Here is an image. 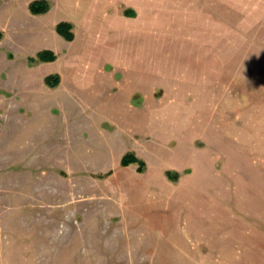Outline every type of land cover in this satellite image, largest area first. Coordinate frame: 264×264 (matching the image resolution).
Here are the masks:
<instances>
[{"label":"rangeland","instance_id":"obj_1","mask_svg":"<svg viewBox=\"0 0 264 264\" xmlns=\"http://www.w3.org/2000/svg\"><path fill=\"white\" fill-rule=\"evenodd\" d=\"M31 1L0 0V264H264V0Z\"/></svg>","mask_w":264,"mask_h":264},{"label":"trees","instance_id":"obj_2","mask_svg":"<svg viewBox=\"0 0 264 264\" xmlns=\"http://www.w3.org/2000/svg\"><path fill=\"white\" fill-rule=\"evenodd\" d=\"M29 9L33 14H42L46 13L50 9V3L48 0H32L29 4ZM73 24L69 21H60L56 25V31L62 35L67 40H73L75 35L72 30ZM2 37V31H0V38ZM57 55L53 50L42 49L38 51L35 57H30L32 61H54L56 60ZM60 75L58 73L48 74L45 78V82L50 87H55L59 84ZM130 163H137L138 170H144L146 162L139 158L134 152H127L123 155L121 159L122 165H128ZM168 175L174 178V173L167 171ZM178 174V173H176ZM102 176V175H101ZM104 176V175H103Z\"/></svg>","mask_w":264,"mask_h":264}]
</instances>
